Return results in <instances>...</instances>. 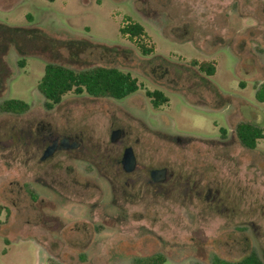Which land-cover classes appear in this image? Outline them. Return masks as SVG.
I'll list each match as a JSON object with an SVG mask.
<instances>
[{
  "label": "rangeland",
  "instance_id": "374dc122",
  "mask_svg": "<svg viewBox=\"0 0 264 264\" xmlns=\"http://www.w3.org/2000/svg\"><path fill=\"white\" fill-rule=\"evenodd\" d=\"M129 20L145 28L137 41L153 46L149 55L121 34ZM192 59L214 61L216 73ZM47 63L116 67L141 86L124 99L69 92L48 109L38 89ZM262 81L264 0H0V103L30 104L0 111V264H142L156 254L164 264H218L252 251L264 261V139L250 149L235 132L242 121L264 128ZM147 90L169 101L154 108ZM126 109L160 131L137 124L141 160L183 175L180 187L110 196L90 155L41 162L24 136L10 145L36 121L104 147ZM189 176L212 195L183 191Z\"/></svg>",
  "mask_w": 264,
  "mask_h": 264
},
{
  "label": "flooded vegetation",
  "instance_id": "af4514ba",
  "mask_svg": "<svg viewBox=\"0 0 264 264\" xmlns=\"http://www.w3.org/2000/svg\"><path fill=\"white\" fill-rule=\"evenodd\" d=\"M149 98L151 99L152 106L154 108H159L154 105L153 99L151 97ZM126 112L128 117L125 115V118L118 114L113 115L115 118L109 129V141L104 147H102L99 142L90 146H85L79 133L73 135L61 134L36 121H30L27 125L28 127L25 128L26 130L21 129L15 131L14 134L11 135L10 145L14 139H17V142H21L24 136L27 139L24 143L25 145L41 151V162L51 161L54 156L60 152L90 155L91 157L88 161L89 169L95 173V179H103L105 181L110 196L118 194H123L124 196H143V192L153 197L160 196L162 186L170 181L173 183L174 187H180L183 184L181 181L183 175H177L166 165L154 166L143 162L140 158L141 154L136 150L139 137H135V132L137 129H140L138 126L139 123H141L146 130L155 132L160 131L150 128L144 120L131 114L127 109ZM6 113L23 114L14 112ZM121 120L126 123L122 126H118L117 123ZM233 132L234 129L232 130V133ZM235 132L237 134V128ZM168 135L180 141L179 136ZM1 147H5V143L0 139V148ZM128 149L131 150L130 153L133 159V161L130 162L126 159V151ZM187 178L188 181L185 183V189H183V191L191 193V195L196 194L197 196H202L204 194L206 198L212 195V188H204L201 186L200 182L197 181L194 183L191 182V179H193L192 176ZM62 181L63 180H61V182ZM75 181L78 183V180ZM46 184V186L49 185L48 183ZM136 185H141L139 190L135 193L131 191V194H128V187L133 189ZM170 191L171 189H168L166 193ZM216 193L219 194V191L217 190Z\"/></svg>",
  "mask_w": 264,
  "mask_h": 264
},
{
  "label": "trees",
  "instance_id": "16d2710c",
  "mask_svg": "<svg viewBox=\"0 0 264 264\" xmlns=\"http://www.w3.org/2000/svg\"><path fill=\"white\" fill-rule=\"evenodd\" d=\"M120 32L134 41H137V39L141 40L146 35L143 25L132 20H129L126 25L122 26ZM137 44L145 55H149L154 50L153 46H148L144 42L137 41ZM190 63L208 76L216 73L214 61L192 59ZM140 86L138 79L131 73L122 71L116 67L96 65L87 69L75 70L65 65L47 63L44 74L38 84V89L46 99V107L51 109L69 92L76 94L85 92L94 97L124 99L138 91ZM146 94L153 99L156 107H160L169 101L168 96L161 90H147ZM255 97L257 101L264 103V81L259 83ZM29 107L30 104L28 102L18 98L7 99L0 103V111L2 112L24 113ZM237 136L244 146L254 149L258 141L264 139V128L242 121L237 125ZM4 210L5 207L0 202V223ZM140 261L142 264H164L165 257L161 254H156L142 258ZM217 263L264 264L255 251L248 253L238 261L230 262L218 259Z\"/></svg>",
  "mask_w": 264,
  "mask_h": 264
},
{
  "label": "water",
  "instance_id": "95a60500",
  "mask_svg": "<svg viewBox=\"0 0 264 264\" xmlns=\"http://www.w3.org/2000/svg\"><path fill=\"white\" fill-rule=\"evenodd\" d=\"M116 132H118V131H116ZM130 152H131L130 149H128V150L126 151V159L129 160V162H130V161H133V159H132V154H131Z\"/></svg>",
  "mask_w": 264,
  "mask_h": 264
}]
</instances>
